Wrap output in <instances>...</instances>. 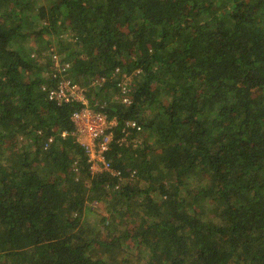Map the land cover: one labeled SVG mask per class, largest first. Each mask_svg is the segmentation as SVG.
I'll use <instances>...</instances> for the list:
<instances>
[{
	"label": "trees",
	"instance_id": "obj_1",
	"mask_svg": "<svg viewBox=\"0 0 264 264\" xmlns=\"http://www.w3.org/2000/svg\"><path fill=\"white\" fill-rule=\"evenodd\" d=\"M101 77L123 182L46 95ZM0 264H264V0H0Z\"/></svg>",
	"mask_w": 264,
	"mask_h": 264
},
{
	"label": "built area",
	"instance_id": "obj_2",
	"mask_svg": "<svg viewBox=\"0 0 264 264\" xmlns=\"http://www.w3.org/2000/svg\"><path fill=\"white\" fill-rule=\"evenodd\" d=\"M52 70L51 74L53 78H57L60 74L67 72L71 68L70 63H62L63 56L58 54L56 50L52 51ZM60 56V57H59ZM113 77H119L115 86L118 90L117 93L112 94V100L119 102L121 105L128 107L132 103L131 93L132 88L130 82L133 80V75L123 73L120 68L115 70ZM106 77L94 78L88 84L73 83L67 78H61L54 87L49 88L44 86L43 91H47V97L50 101H54L57 105H67L76 103L79 107L72 113L71 121L74 125V132L72 136L75 137L78 144L85 150L88 156V162L90 163V171L93 174L107 173L113 177L119 178L123 182V176L120 171L113 169L110 162L107 161L106 152L110 149V145L115 141L116 128L119 125V121L116 116H111L107 107L106 101L103 103L92 101L89 97V93L92 88L98 84L106 82ZM102 86V85H101ZM95 100V99H94ZM135 129L138 132L141 131V127L136 121L129 120L124 124L122 133L124 135L118 144L127 143L128 129ZM67 133H63V137H66ZM52 138L45 143L44 148L48 149ZM134 175L131 176L134 181ZM119 185L116 186V189ZM96 204H98L96 202Z\"/></svg>",
	"mask_w": 264,
	"mask_h": 264
},
{
	"label": "rangeland",
	"instance_id": "obj_3",
	"mask_svg": "<svg viewBox=\"0 0 264 264\" xmlns=\"http://www.w3.org/2000/svg\"><path fill=\"white\" fill-rule=\"evenodd\" d=\"M61 39H62V37H60ZM63 39H65V46H69V47H73V46H71L72 45V39H67V38H63ZM38 45V41L35 39V38H30L29 39V43L26 45V48H28L29 46H31V48H36V46ZM58 49H60L61 51L63 50V49H61V48H59L58 47ZM33 53V52H32ZM60 57V56H59ZM46 73V74H45ZM44 74H45V76L44 77H46V78H48L51 74H53L52 72H51V70H49V71H45L44 72ZM94 79V78H93ZM93 79H91L89 82L88 81H83V80H80L83 84H88V83H90ZM42 90V89H41ZM43 91V90H42ZM44 92V91H43ZM140 136V135H139ZM97 203L98 204H96V202H95V204H94V207H97V208H95V209H100V210H102V213L106 216V217H108V214H106V212L104 211V204H102V203H100V202H98L97 201Z\"/></svg>",
	"mask_w": 264,
	"mask_h": 264
},
{
	"label": "clouds",
	"instance_id": "obj_4",
	"mask_svg": "<svg viewBox=\"0 0 264 264\" xmlns=\"http://www.w3.org/2000/svg\"><path fill=\"white\" fill-rule=\"evenodd\" d=\"M55 50H56V49H55ZM131 75H133V74H131ZM62 137H63V133H62ZM51 138H52V142L50 143V146L48 147V149L51 147V145L53 144V142H54V140H55L53 137H50L49 139H51ZM49 139H48V141H49ZM48 141H47V142H48ZM75 141H76V139H75ZM47 142H46V143H47ZM76 142H77V141H76ZM77 143H78V142H77ZM48 149H45V148H44V150H48ZM85 154H86V153H85Z\"/></svg>",
	"mask_w": 264,
	"mask_h": 264
}]
</instances>
